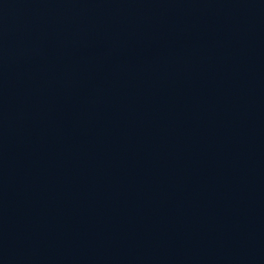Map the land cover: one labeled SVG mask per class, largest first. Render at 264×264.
I'll list each match as a JSON object with an SVG mask.
<instances>
[{"label":"water","instance_id":"obj_1","mask_svg":"<svg viewBox=\"0 0 264 264\" xmlns=\"http://www.w3.org/2000/svg\"><path fill=\"white\" fill-rule=\"evenodd\" d=\"M0 264H264V0H0Z\"/></svg>","mask_w":264,"mask_h":264}]
</instances>
